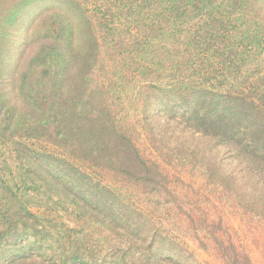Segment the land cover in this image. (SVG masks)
I'll return each instance as SVG.
<instances>
[{"label":"trees","instance_id":"16d2710c","mask_svg":"<svg viewBox=\"0 0 264 264\" xmlns=\"http://www.w3.org/2000/svg\"><path fill=\"white\" fill-rule=\"evenodd\" d=\"M236 214L264 246V0L0 7V264H233Z\"/></svg>","mask_w":264,"mask_h":264},{"label":"rangeland","instance_id":"374dc122","mask_svg":"<svg viewBox=\"0 0 264 264\" xmlns=\"http://www.w3.org/2000/svg\"><path fill=\"white\" fill-rule=\"evenodd\" d=\"M13 0H0V7H10V4L12 3ZM90 12L93 14H97L96 11H94L93 7H90ZM234 164V161H233ZM232 164V165H233ZM48 204V206H46ZM59 205L58 209H55L56 212L55 213H50L54 210H52L50 208V203H40L39 206H31V210L34 212H38L41 214H44L46 216H54L55 214L60 215L59 217L64 219V220H68L67 217H71V215H66V210L64 209L66 207L65 203H56ZM220 204V203H219ZM210 205H214L216 206L214 203L212 204H204L205 207L210 206ZM221 205V204H220ZM217 207V206H216ZM48 208V209H46ZM211 213L219 215V209L214 208L211 210ZM157 215L160 217V219H162L163 214L161 213H157ZM169 220V217H167ZM229 223L232 226V228H228V231L226 232L227 234H229L233 241H234V245H235V249H233V251H235L237 253V259L236 262H232L233 264H264V246H262L261 244L258 243V238L254 237V239H257V241L252 239V235L254 234V231H252L244 221H242L239 216L236 215H230L228 217ZM167 221V219L165 220ZM71 225V223H69ZM177 231V230H176ZM84 232V230H83ZM173 236V240L175 241L176 245H177V249L182 253L184 252H188L191 250L194 253L197 254V257H199L200 259H205L204 263L205 264H224L223 260H222V255L221 253H214V250L211 246H207L204 247L202 246V250L197 248V244L194 243L192 237L189 235V233L186 234V238L184 239V242L181 240L182 239V235L179 233H172ZM181 237V238H179ZM181 241L182 244H178ZM117 242H119V240H117L116 238H114L113 240V244H117ZM106 248V247H102ZM108 249V248H107ZM138 249V247L135 246L133 247V250ZM109 250V249H108ZM107 250V251H108ZM247 252L249 253L250 256V261L247 260V258L243 257L245 255H247ZM102 254V252L99 253V259H100V255ZM121 254H112L111 252H108V254L104 257V260L101 261L102 263L105 264H128V261H124L121 262ZM187 256V255H186ZM130 261V260H129ZM229 263V262H228ZM166 264V263H165ZM172 264V263H170ZM175 264H180V263H175Z\"/></svg>","mask_w":264,"mask_h":264}]
</instances>
